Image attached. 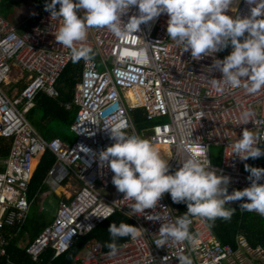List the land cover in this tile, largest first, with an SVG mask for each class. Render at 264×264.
<instances>
[{
  "label": "built area",
  "instance_id": "built-area-1",
  "mask_svg": "<svg viewBox=\"0 0 264 264\" xmlns=\"http://www.w3.org/2000/svg\"><path fill=\"white\" fill-rule=\"evenodd\" d=\"M250 7L240 0L234 18L249 16ZM138 14V8L132 6L121 19L127 22L129 16ZM168 18L167 13H161L122 39L107 28H89L86 39L75 42L77 47L89 46L94 55L90 61L81 59V78L74 90L77 110L70 125L75 140L64 143L59 138L45 140L26 118L39 93L57 96V80L72 61L70 50L55 40L62 21L51 17L50 12H40L36 23L19 33L18 25L0 16V137L10 140L8 155L0 160V231L22 226L29 209V184L45 151L56 159L47 177L55 178L53 182L58 184L72 176L79 185L59 202L52 222L25 246L33 262H39L48 250L53 253L52 259L59 257L74 241L119 212L134 226L144 228L145 233L135 239L128 237L115 255H109L91 238L75 258V264H178L177 257L182 254L189 255L193 264H264L261 245L252 247L243 236L236 237L235 249L223 245L211 232L207 219L200 217H192L189 225L191 232L199 234L198 245L169 239L166 247L157 248L154 240L161 223H172L178 216L166 193L155 209H145V214L154 212L161 221L146 220L141 213L129 216L134 201L123 199L124 194L111 182V170L99 164L98 153L114 142L109 129L119 125L128 134L139 135L130 116L135 109L153 122L146 138L164 147L169 173L181 166L189 139L197 138L207 146L210 161L211 147H220V163L213 165L211 161V167L217 175L230 177L229 193L250 186L245 164H264L260 157L241 160L232 155L231 149L243 129L264 133V88L248 94L225 82L222 91L214 89L208 78L222 79V73L208 68L213 59L227 56L232 46L193 59L190 50L182 51L170 39L166 30ZM14 70L19 72L17 78L4 89ZM245 110L253 113L250 121L242 117ZM257 147L264 151V137ZM258 183H264V179ZM244 202H248L247 198L226 205L258 214L241 208ZM13 235L0 233V264L4 260L15 264L8 263L5 250Z\"/></svg>",
  "mask_w": 264,
  "mask_h": 264
},
{
  "label": "clouds",
  "instance_id": "clouds-1",
  "mask_svg": "<svg viewBox=\"0 0 264 264\" xmlns=\"http://www.w3.org/2000/svg\"><path fill=\"white\" fill-rule=\"evenodd\" d=\"M245 2L251 7L250 15L244 18L225 14L233 0H46L44 10L62 21L55 40L70 50L73 62L90 61L94 55L87 45L75 46V42L86 39L89 28H107L122 39L138 31L140 24L167 13L166 30L170 39L182 47V51L190 50L193 59L199 60L202 55L211 56L229 44L232 46L227 56L222 60L213 59L208 68L222 73V79L208 78L214 89L222 91L226 82L232 88L255 94L264 88V18H258L264 16V0ZM132 6L138 8L139 14L129 16L127 22L122 21V15ZM240 37H243L242 41L238 39ZM252 115L251 110L242 113L245 121H250ZM109 132L114 142L98 153V161L113 173L111 182L124 194L123 199L134 201L129 216L141 213L146 220L161 221L154 212L145 214V209H155L164 193H168L174 203L187 206V211L177 216L174 222L161 223L154 240L157 248L166 247L169 239L198 245L199 234L189 230L191 218L230 220L235 209L226 207L229 201L247 198L248 202L240 207L264 216V183H258L264 179V168L245 164L250 186L229 193L230 177L216 174L206 155L207 146L202 145L199 138L189 139L183 149L187 155L180 162L181 166L169 173L167 160L149 139L130 135L119 125ZM262 137L264 133L254 134L243 129L241 137L231 145L232 155L241 160L264 155V151L257 147ZM107 231L112 237L106 244L109 255L117 252L116 238L128 236L135 239L145 233L144 228L125 222L118 225L113 222ZM177 258L178 264H193L189 255L182 254Z\"/></svg>",
  "mask_w": 264,
  "mask_h": 264
},
{
  "label": "trees",
  "instance_id": "trees-1",
  "mask_svg": "<svg viewBox=\"0 0 264 264\" xmlns=\"http://www.w3.org/2000/svg\"><path fill=\"white\" fill-rule=\"evenodd\" d=\"M38 18L39 14L34 17L31 24L36 23ZM81 68V60L77 62L71 61L57 80L55 86L57 96L52 98L39 93L35 98L34 106L26 114L28 122L45 140L59 138L64 143H72L75 140V135L70 131V125L77 110L74 104V90L76 83L81 78ZM66 104L70 105L68 109L65 107ZM130 116L138 132L153 125V122L146 120L140 109L131 111ZM9 146L10 140L0 137V160L7 157ZM55 161L54 155L49 151H45L41 156L28 188V198L29 200L33 199V204L37 203L39 196L45 190V179ZM259 168H264V164L260 165ZM1 170L2 167L0 166ZM65 181L66 179L61 183L63 184ZM166 195L171 205L178 210V216L183 215L187 211L185 203H174L170 195L168 193ZM226 207L232 206L226 205ZM232 208L235 211L230 220L222 218H216L214 221L207 220L210 229L218 241L223 245H230L235 249L236 237L243 236L252 247L261 245L264 248V216L251 212H240L237 208ZM113 222L117 223V225L120 222L133 225L122 214L115 212L90 234L74 241L72 247L64 254L52 259L53 253L48 250L40 257L39 262H33L25 249L19 247V242L25 239L26 233L28 234V238L32 240L38 235L44 225L35 224L34 219L29 216L22 229L8 240L5 248L6 255L15 264H75V257L83 250L85 243L91 238H95L101 244L104 251H110L106 247V244L111 242L112 237L107 230ZM5 231L12 232L13 230L5 228L0 232L4 233ZM127 238L128 236L116 238L117 247Z\"/></svg>",
  "mask_w": 264,
  "mask_h": 264
},
{
  "label": "crops",
  "instance_id": "crops-1",
  "mask_svg": "<svg viewBox=\"0 0 264 264\" xmlns=\"http://www.w3.org/2000/svg\"><path fill=\"white\" fill-rule=\"evenodd\" d=\"M45 2H46V0H3L2 1V3H1V5H0V16L1 17H3V18H5L6 20H8V21H10L12 24H14V25H18V28H17V31L19 32V33H22L24 30H25V28L27 27V26H29V25H32L31 24V21L34 19V17L36 16V15H38L40 12H44L45 10H44V5H45ZM49 2H50V0H49ZM56 8H57V10H59V4H57L56 5ZM48 12V11H47ZM23 83V81L21 80L19 83H18V85L17 86H22L21 84ZM66 105H69V104H66ZM65 105V106H66ZM70 106V105H69ZM149 128V127H148ZM148 128H146V129H143V130H141V132H138V134H139V136H141V137H143V138H146L147 137V134H148ZM47 178H49V177H47ZM46 178V179H47ZM46 179H45V182H46ZM53 182V181H52ZM66 183H68V179H66V181L62 184L61 182H60V185H63V186H65V184ZM77 183V182H76ZM45 184V183H44ZM45 186V185H44ZM48 188H50L49 186H48ZM55 192L56 191H53V195L56 197V198H58V200H59V202L62 200V199H66L67 197H69L70 195H72L71 193H70V195L69 196H64V195H55ZM27 197H28V195H27ZM39 198H40V196H39ZM39 198H38V200H37V203H38V201H39ZM28 201H29V209H28V212H27V215H26V218L24 219V221H23V224H22V226L19 228V229H16V228H11V230H13L12 232H10V231H5L4 233H13L14 235L15 234H17L21 229H22V227L25 225V223H26V221H27V218L30 216V214H31V208H32V206L33 205H35V204H33L32 202H33V199L32 200H29V198H28ZM167 201L169 202V204L171 205V203H170V201L167 199ZM59 202H58V204H59ZM172 206V205H171ZM173 207V206H172ZM173 208H175V207H173ZM178 211V210H177ZM42 212H37V214H34V213H32L33 214V216H35V215H39V214H41ZM56 214V213H55ZM52 220L53 219H51V220H49V221H47V223H41V224H43L44 226H43V228L45 227V226H47V225H49L51 222H52ZM209 225V224H208ZM42 228V229H43ZM210 228V227H209ZM10 229V228H9ZM41 229V230H42ZM41 230H40V232H41ZM211 230V229H210ZM39 232V233H40ZM211 232H212V230H211ZM0 233H2V232H0ZM38 233V234H39ZM213 233V232H212ZM214 235V234H213ZM35 238V237H34ZM33 238V239H34ZM25 239H28L27 241H26V243L23 245V244H21L22 243V241H23V239L19 242V247L20 248H22V249H24L25 248V246L28 244V242H30V241H32V240H30L29 238H28V234L26 233L25 234ZM246 239V238H245ZM251 246V245H250ZM258 246V245H257ZM263 247V246H262ZM80 254V253H79ZM7 256V255H6ZM77 257V256H76ZM75 257V258H76ZM7 259H8V257H7ZM5 261V260H4ZM4 261H2L1 262V264H7V263H5ZM14 263V262H12L10 259H8V263ZM74 262H75V259H74Z\"/></svg>",
  "mask_w": 264,
  "mask_h": 264
},
{
  "label": "rangeland",
  "instance_id": "rangeland-1",
  "mask_svg": "<svg viewBox=\"0 0 264 264\" xmlns=\"http://www.w3.org/2000/svg\"><path fill=\"white\" fill-rule=\"evenodd\" d=\"M239 4H240V0H233V3L230 5V9L227 10V15L234 18ZM18 73L19 72L16 70L12 71L11 75H9L8 78L10 81L9 85L3 86L4 89H8L10 86H12L11 84L13 82V79L17 78ZM158 149H160V147H158ZM220 152H221L220 147L218 146L211 147V161L213 165H217L220 163ZM260 159H264V155H261ZM54 179L55 178L52 177L46 179L45 190L43 191V193H41L38 203L33 205L31 208V213L37 214V212H42L41 214L35 216H32V214H30V218L34 219L35 224L36 223L45 224L47 223V221L54 218L58 208L59 200L53 195V191H56L55 195L57 196L58 195L69 196L70 193L72 194L79 186L72 176L68 177V183H66L65 186L60 185V183L57 184L55 182H52L54 181ZM48 186L50 188H48ZM27 240L28 239H23L21 244L24 245Z\"/></svg>",
  "mask_w": 264,
  "mask_h": 264
},
{
  "label": "bare ground",
  "instance_id": "bare-ground-1",
  "mask_svg": "<svg viewBox=\"0 0 264 264\" xmlns=\"http://www.w3.org/2000/svg\"><path fill=\"white\" fill-rule=\"evenodd\" d=\"M156 148H157V150L161 153V155H162V158L163 159H165V160H167V156L165 155V153H164V147H160V146H158V145H154ZM158 147H160V149H158ZM51 181V180H50ZM49 183V182H48ZM58 191V190H57ZM59 191H60V189H59Z\"/></svg>",
  "mask_w": 264,
  "mask_h": 264
}]
</instances>
